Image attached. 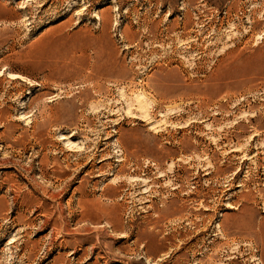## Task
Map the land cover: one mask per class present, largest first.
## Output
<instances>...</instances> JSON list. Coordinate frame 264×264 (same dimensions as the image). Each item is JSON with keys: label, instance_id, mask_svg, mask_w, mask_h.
<instances>
[{"label": "rangeland", "instance_id": "1", "mask_svg": "<svg viewBox=\"0 0 264 264\" xmlns=\"http://www.w3.org/2000/svg\"><path fill=\"white\" fill-rule=\"evenodd\" d=\"M0 264H264V0H0Z\"/></svg>", "mask_w": 264, "mask_h": 264}, {"label": "bare ground", "instance_id": "2", "mask_svg": "<svg viewBox=\"0 0 264 264\" xmlns=\"http://www.w3.org/2000/svg\"><path fill=\"white\" fill-rule=\"evenodd\" d=\"M83 47V46H82ZM86 50V49H85ZM83 52V51H82ZM93 67V66H92ZM92 69V68H91ZM93 70V69H92Z\"/></svg>", "mask_w": 264, "mask_h": 264}]
</instances>
